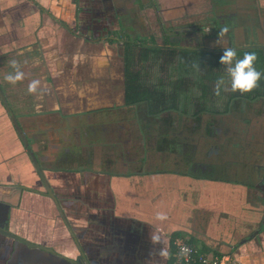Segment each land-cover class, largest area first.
I'll list each match as a JSON object with an SVG mask.
<instances>
[{
    "label": "crops",
    "instance_id": "0c3cea01",
    "mask_svg": "<svg viewBox=\"0 0 264 264\" xmlns=\"http://www.w3.org/2000/svg\"><path fill=\"white\" fill-rule=\"evenodd\" d=\"M153 24L161 45L199 27L202 45L264 46V0H0L2 219L53 250L0 230V264H173L175 234L264 264V97L197 117L126 103L125 42L160 44Z\"/></svg>",
    "mask_w": 264,
    "mask_h": 264
},
{
    "label": "trees",
    "instance_id": "16d2710c",
    "mask_svg": "<svg viewBox=\"0 0 264 264\" xmlns=\"http://www.w3.org/2000/svg\"><path fill=\"white\" fill-rule=\"evenodd\" d=\"M233 48V64L221 62L225 49ZM126 103L145 102L148 113L176 111L187 116L228 112L234 98L257 99L264 97V75L256 87L248 92H233L229 69L245 52L256 55L255 67L264 73V46L243 45L226 48L159 45L145 39L125 43ZM156 69L153 72L142 68ZM167 62L163 66L159 61ZM140 64L141 67L135 65ZM219 83L220 93L215 88ZM178 234L173 236V242ZM175 244L173 243V248Z\"/></svg>",
    "mask_w": 264,
    "mask_h": 264
},
{
    "label": "clouds",
    "instance_id": "9594fccd",
    "mask_svg": "<svg viewBox=\"0 0 264 264\" xmlns=\"http://www.w3.org/2000/svg\"><path fill=\"white\" fill-rule=\"evenodd\" d=\"M236 56V51L233 48L225 49L223 55L221 56V62L225 64L232 65L233 59ZM256 55L254 52H245L243 58L236 60L234 66L230 67V77H231V90L233 92L239 90L240 92H248L251 91L254 87H256L257 82L260 80L261 76L264 73H261L255 67ZM15 63V62H13ZM23 76V73L17 69L15 75L7 74L4 79L15 83L20 80ZM37 81H33L32 84L29 85V91H34ZM216 94L220 93L219 83L215 88ZM158 218L164 219V214H158ZM190 248L186 245L180 248V254L182 256H187L190 253Z\"/></svg>",
    "mask_w": 264,
    "mask_h": 264
},
{
    "label": "built area",
    "instance_id": "2783aa9c",
    "mask_svg": "<svg viewBox=\"0 0 264 264\" xmlns=\"http://www.w3.org/2000/svg\"><path fill=\"white\" fill-rule=\"evenodd\" d=\"M174 244L173 264H229V259H225L223 255L201 251L194 244L185 239L176 238ZM185 245L190 248L191 251L187 256H182L180 254V248Z\"/></svg>",
    "mask_w": 264,
    "mask_h": 264
},
{
    "label": "water",
    "instance_id": "95a60500",
    "mask_svg": "<svg viewBox=\"0 0 264 264\" xmlns=\"http://www.w3.org/2000/svg\"><path fill=\"white\" fill-rule=\"evenodd\" d=\"M0 95L2 96V98H3L4 100H6V95H5V93L3 92V90L1 89V87H0ZM15 123H16V126H17L19 132H20V133L22 134V136L26 139L25 134L23 133L21 127L19 126L20 123L18 122V123H19V124H18L16 121H15ZM25 144L28 146V142H27V141H26ZM27 150H29V152L31 153L30 148H27ZM31 156H32V158H33L32 153H31ZM33 160H34V159H33ZM34 163L36 164L37 171L39 172V174H40V176H41V178H42V181H43V183H44V185H45V189H46L45 191H46V194H48L49 196H52L53 198H56V195L54 194V192H53V190H52V188H51V186H50V184H49V182H48V179H47V177H46L45 174H44L43 169L41 168V166H39V165L36 163V160H34ZM4 207H5L4 220H7V219H8L9 206L6 205V204H4ZM4 223H5V222H4ZM7 229H8V224H7V222H6V224H5V227H3V225H0V230H2L4 233L10 235L11 237H15V238H17V239H19V240H22L23 242H26V243H28V244H30V245H32V246H38L39 248H42V249H44V250H47V251L53 252L52 249H50V248H45V247H43V246H41V245H39V244L31 243V242H29V241L26 240V239H22V238H20L19 236H16L15 234H13L10 230H7ZM73 262H76L77 264H83L82 261H81V259H73Z\"/></svg>",
    "mask_w": 264,
    "mask_h": 264
},
{
    "label": "rangeland",
    "instance_id": "374dc122",
    "mask_svg": "<svg viewBox=\"0 0 264 264\" xmlns=\"http://www.w3.org/2000/svg\"><path fill=\"white\" fill-rule=\"evenodd\" d=\"M155 27V28H154ZM211 27V26H210ZM206 28H208V27H206ZM166 29H169V25L168 24H166V27H162L161 28V26L160 27H158V26H154V24L152 25V26H149L147 29H146V31H145V33H146V35H151L152 37H153V34H154V37H156V40L158 41V42H160V44L162 43L161 41V36H162V32L164 31V30H166ZM175 29V28H174ZM199 27L198 28H196L195 30H194V32L191 34V35H186L185 37L184 36H182V40H181V42H183V44H186V46H189V45H202V41L201 40H197V41H195V39H196V37H197V35H195V32L196 31H199ZM215 30V28L214 27H211V28H209V30ZM191 31V30H190ZM189 31V32H190ZM217 30H215V32H216ZM187 38V39H186ZM151 40V42H153V40L152 39H150ZM150 42V41H149ZM159 44V43H158ZM204 44V43H203ZM120 46H121V44H119ZM234 46V45H233ZM226 47H231V46H226ZM160 63L163 65V66H166L167 65V62H165L164 60H161V61H159V65H160ZM150 65L151 64V60H150V63H146L145 65H143L142 66V68L145 70V72H146V70L147 71H151V72H153L154 70H155V72H156V69H154V68H146L147 66L146 65ZM135 65H137V62H136V64ZM141 67V65L140 64H138L136 67ZM146 66V67H145ZM195 117H197V116H195Z\"/></svg>",
    "mask_w": 264,
    "mask_h": 264
},
{
    "label": "flooded vegetation",
    "instance_id": "af4514ba",
    "mask_svg": "<svg viewBox=\"0 0 264 264\" xmlns=\"http://www.w3.org/2000/svg\"><path fill=\"white\" fill-rule=\"evenodd\" d=\"M141 29V28H140ZM142 30V29H141ZM179 33H181L180 31H186V29H184V28H181V27H178L177 29H176ZM176 30H174V31H176ZM181 40H182V37H179V38H177V43H175V45H170V46H175V47H178V46H181V47H183V46H186V44H183V42H181ZM148 41V40H147ZM149 42V41H148ZM126 43V42H125ZM156 44H158L157 42H156ZM159 45H161V44H159ZM162 45H164V43L162 44ZM165 45H167L166 43H165ZM206 47V45H189V47ZM125 56H126V52H125ZM192 139H194V138H192ZM199 143V142H198ZM195 144V146H201V149H202V145H199V144ZM200 152V151H199ZM179 164V163H178ZM260 182H262V184L260 185V187L261 188H263L264 189V177H263V179L260 181ZM4 212H5V207L4 206H2L1 204H0V225H3V227H5V224H6V222L4 223V220L2 219V216H3V214H4Z\"/></svg>",
    "mask_w": 264,
    "mask_h": 264
}]
</instances>
